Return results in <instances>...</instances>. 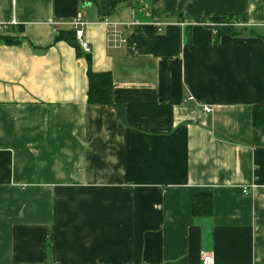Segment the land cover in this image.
Listing matches in <instances>:
<instances>
[{
    "label": "crops",
    "instance_id": "0c3cea01",
    "mask_svg": "<svg viewBox=\"0 0 264 264\" xmlns=\"http://www.w3.org/2000/svg\"><path fill=\"white\" fill-rule=\"evenodd\" d=\"M237 14L255 34L216 41L212 18ZM78 15L90 53L56 40ZM0 17L18 22L0 33L18 38L0 37V264H264V0H0ZM89 58L123 116L88 102Z\"/></svg>",
    "mask_w": 264,
    "mask_h": 264
},
{
    "label": "trees",
    "instance_id": "16d2710c",
    "mask_svg": "<svg viewBox=\"0 0 264 264\" xmlns=\"http://www.w3.org/2000/svg\"><path fill=\"white\" fill-rule=\"evenodd\" d=\"M215 23V40L219 41L222 36L230 34L233 36L243 34H255L253 28L248 27L245 15H223L212 18ZM4 41L10 44H16L18 38L14 36H0ZM56 40H66L69 43L78 46L75 41V32L73 30L64 34L59 33ZM88 102L90 104H102L114 106L123 116V106L114 100V80L110 71H95L92 67L91 58L88 59ZM252 119L254 126H264V104H256L253 107ZM192 210L194 216L210 217L214 213V200L211 194L195 195L192 201Z\"/></svg>",
    "mask_w": 264,
    "mask_h": 264
},
{
    "label": "built area",
    "instance_id": "2783aa9c",
    "mask_svg": "<svg viewBox=\"0 0 264 264\" xmlns=\"http://www.w3.org/2000/svg\"><path fill=\"white\" fill-rule=\"evenodd\" d=\"M61 24H62L61 21H58V20L53 21V26H54L56 31L57 30L59 31ZM69 24L72 27V30L75 32V38L79 42L82 49L86 53H90L91 47H90L88 41L85 39L84 29H83V27L87 24V21L83 18L82 15H78L77 17L73 18L69 22ZM106 24H109V23L106 22ZM17 25H18V22L16 20L5 21L0 17V33H3L5 31L9 30L12 27H16ZM205 110L207 112L212 111L211 107H205ZM250 191H251L250 188H248V187L244 188V193L247 194ZM202 262H203V264H216V260H215L214 255L208 254V253L203 254Z\"/></svg>",
    "mask_w": 264,
    "mask_h": 264
}]
</instances>
